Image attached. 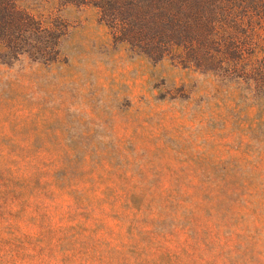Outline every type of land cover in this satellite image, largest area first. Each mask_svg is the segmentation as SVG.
I'll return each instance as SVG.
<instances>
[{
    "label": "rangeland",
    "instance_id": "obj_1",
    "mask_svg": "<svg viewBox=\"0 0 264 264\" xmlns=\"http://www.w3.org/2000/svg\"><path fill=\"white\" fill-rule=\"evenodd\" d=\"M147 6L0 45V264H264V92L152 56Z\"/></svg>",
    "mask_w": 264,
    "mask_h": 264
},
{
    "label": "trees",
    "instance_id": "obj_2",
    "mask_svg": "<svg viewBox=\"0 0 264 264\" xmlns=\"http://www.w3.org/2000/svg\"><path fill=\"white\" fill-rule=\"evenodd\" d=\"M31 1L0 0V45L5 51L18 50L19 36L30 31ZM46 1L75 5L88 0ZM122 1L139 0H94L103 11ZM144 1L152 56L162 51L164 58L177 56L184 69L254 85L253 93L264 92V0ZM53 26L47 28L54 31ZM43 27L44 22L39 29L48 32ZM263 97L256 99L257 104Z\"/></svg>",
    "mask_w": 264,
    "mask_h": 264
}]
</instances>
